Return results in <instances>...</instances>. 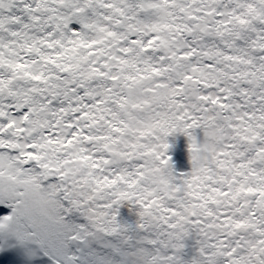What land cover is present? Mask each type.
I'll return each instance as SVG.
<instances>
[{
  "label": "snow or ice",
  "instance_id": "1",
  "mask_svg": "<svg viewBox=\"0 0 264 264\" xmlns=\"http://www.w3.org/2000/svg\"><path fill=\"white\" fill-rule=\"evenodd\" d=\"M0 261L264 264V0H0Z\"/></svg>",
  "mask_w": 264,
  "mask_h": 264
},
{
  "label": "bare ground",
  "instance_id": "2",
  "mask_svg": "<svg viewBox=\"0 0 264 264\" xmlns=\"http://www.w3.org/2000/svg\"><path fill=\"white\" fill-rule=\"evenodd\" d=\"M169 143L172 147L168 155L172 158L173 165L178 167L180 171H190L191 164L187 153V138L182 134H176V136L169 137ZM0 264H6V261H0Z\"/></svg>",
  "mask_w": 264,
  "mask_h": 264
}]
</instances>
